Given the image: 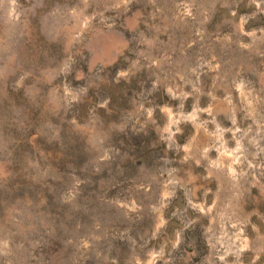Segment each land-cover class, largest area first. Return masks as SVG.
Listing matches in <instances>:
<instances>
[{
	"label": "rangeland",
	"instance_id": "rangeland-1",
	"mask_svg": "<svg viewBox=\"0 0 264 264\" xmlns=\"http://www.w3.org/2000/svg\"><path fill=\"white\" fill-rule=\"evenodd\" d=\"M0 264H264V0H0Z\"/></svg>",
	"mask_w": 264,
	"mask_h": 264
}]
</instances>
